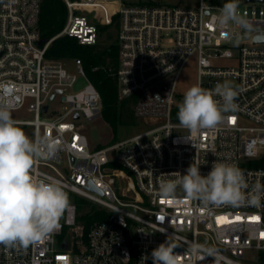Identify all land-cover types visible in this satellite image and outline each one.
Returning <instances> with one entry per match:
<instances>
[{
    "label": "built area",
    "instance_id": "obj_1",
    "mask_svg": "<svg viewBox=\"0 0 264 264\" xmlns=\"http://www.w3.org/2000/svg\"><path fill=\"white\" fill-rule=\"evenodd\" d=\"M64 1L63 29L39 44L42 0H0V103L35 113L32 121L16 122L34 126V142L54 141L57 148L37 158L34 175L60 181L70 199L58 231L27 249L0 245V264H152V250L168 238L180 264H264V194L259 207L249 203L255 186L264 188V166L255 164L264 155V41H256L264 36V0H247L245 9L238 2L247 28L216 22L227 0H199L195 7L162 0ZM104 27L117 30L119 95L135 96L136 116L153 127L92 148L79 120L101 115L102 96L80 58L72 65L88 83L67 92L77 81L72 65L49 59L46 52L63 35L94 45ZM192 60L197 86L211 91L228 81L239 93L234 112L198 133L177 118L178 80ZM58 97L66 103L64 112L42 119L50 113L49 101ZM42 148L46 152V145ZM214 162L242 170V202L189 200L180 187L173 195L161 192L162 181L186 174L190 165L206 176ZM79 198L107 213L86 238ZM192 244L202 246L195 256Z\"/></svg>",
    "mask_w": 264,
    "mask_h": 264
},
{
    "label": "clouds",
    "instance_id": "obj_2",
    "mask_svg": "<svg viewBox=\"0 0 264 264\" xmlns=\"http://www.w3.org/2000/svg\"><path fill=\"white\" fill-rule=\"evenodd\" d=\"M238 7V0H227L216 22L221 26L233 23L249 27ZM238 94L228 81L218 83L211 91L200 86L189 88L178 106L180 125L192 133L217 127L224 113L237 109ZM42 145H46V152ZM56 148L54 141L37 143L29 138L12 118L11 106L0 103V245L5 248L27 249L61 228L60 220L70 207L67 191L54 178L34 175L37 158L52 155ZM177 174L176 179L161 182L164 195H173L180 187L189 200L200 199L205 203L237 204L245 199L244 173L234 164L214 162L206 176L201 175L199 166L192 164L186 174ZM262 194L264 188L257 184L249 203L259 207ZM176 247L166 239L152 250V264H180ZM201 250L198 244L190 247L193 256Z\"/></svg>",
    "mask_w": 264,
    "mask_h": 264
},
{
    "label": "trees",
    "instance_id": "obj_3",
    "mask_svg": "<svg viewBox=\"0 0 264 264\" xmlns=\"http://www.w3.org/2000/svg\"><path fill=\"white\" fill-rule=\"evenodd\" d=\"M67 14L68 9L64 0H42L39 23L41 37L49 40L58 34L66 23ZM107 30L108 28L104 27L101 33ZM46 57L60 61L80 58L88 78L102 96L103 119L115 132L121 126L136 124L138 120L134 111L136 97L121 98L119 95L116 75L119 65L117 38L106 43L99 39L94 45H84L75 37L63 35L50 43ZM255 164L264 166V155ZM78 201L79 220L84 224L86 238L89 227L95 221L105 219L107 213L82 198Z\"/></svg>",
    "mask_w": 264,
    "mask_h": 264
},
{
    "label": "rangeland",
    "instance_id": "obj_4",
    "mask_svg": "<svg viewBox=\"0 0 264 264\" xmlns=\"http://www.w3.org/2000/svg\"><path fill=\"white\" fill-rule=\"evenodd\" d=\"M224 1V0H221ZM162 2L167 4H175V5H183V6H192L195 7L199 4V0H162ZM241 3V7L243 9L248 7L247 0H238ZM261 11H262V18L264 19V3L261 4ZM117 38V30L114 28H109L107 31L102 32L100 34V40L103 42H109L116 40ZM62 63L66 66L72 65V60H63ZM223 64L229 63L228 60L222 61ZM71 71L77 75V81L75 82L72 88H68L67 92H77L84 88V86L88 83V80L83 75L77 73L76 68L72 65ZM197 86V68L196 63L192 60L183 70L177 84V100H183L184 93L191 87ZM50 105V113L49 114H42L41 118H52L51 114L56 111L58 113L64 112V106L66 105L65 102L61 101V98L58 97L55 100L49 101ZM12 118L15 121L20 122H28L35 119V113L29 111L26 107L20 110H11ZM80 123L83 125V132L88 136L90 141V145L92 148L98 146H108L113 144L116 141L125 140L129 137L134 136L144 130L150 129L153 126L147 123L144 119L138 118L136 124L130 126H121L115 132L112 127L103 119L102 115L94 118V119H87L82 117L79 120ZM23 131L33 140L34 135V126L32 124L26 123H17ZM89 204H93L96 207H99L97 204L86 200ZM65 217L63 216L60 221L64 222Z\"/></svg>",
    "mask_w": 264,
    "mask_h": 264
},
{
    "label": "water",
    "instance_id": "obj_5",
    "mask_svg": "<svg viewBox=\"0 0 264 264\" xmlns=\"http://www.w3.org/2000/svg\"><path fill=\"white\" fill-rule=\"evenodd\" d=\"M250 1L258 2V1H263V0H250ZM46 41H47V40H46L45 38H42V39L39 41V44H43V43H45ZM256 41H264V36H257V37H256ZM59 92H60V93H63V90L61 89V90H59ZM54 97H55V95L52 96V99H54ZM47 108H48V105H45V106L43 107V111H46ZM78 117H79V115L76 116V118H78ZM91 188H92L93 190L99 192V193H102V191H101L98 187H96L95 185H91Z\"/></svg>",
    "mask_w": 264,
    "mask_h": 264
},
{
    "label": "snow or ice",
    "instance_id": "obj_6",
    "mask_svg": "<svg viewBox=\"0 0 264 264\" xmlns=\"http://www.w3.org/2000/svg\"><path fill=\"white\" fill-rule=\"evenodd\" d=\"M237 219H240V218L238 217ZM250 219H252V220H257V219H259V218H258V217H253V218H250ZM262 235H264V234H262Z\"/></svg>",
    "mask_w": 264,
    "mask_h": 264
}]
</instances>
